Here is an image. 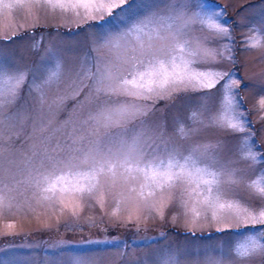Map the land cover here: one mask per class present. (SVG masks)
I'll return each mask as SVG.
<instances>
[{"label": "rangeland", "instance_id": "obj_1", "mask_svg": "<svg viewBox=\"0 0 264 264\" xmlns=\"http://www.w3.org/2000/svg\"><path fill=\"white\" fill-rule=\"evenodd\" d=\"M0 264H264V0H0Z\"/></svg>", "mask_w": 264, "mask_h": 264}]
</instances>
